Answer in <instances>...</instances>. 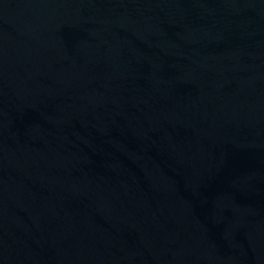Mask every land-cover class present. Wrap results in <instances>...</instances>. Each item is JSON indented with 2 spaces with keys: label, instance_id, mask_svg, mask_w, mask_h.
I'll return each mask as SVG.
<instances>
[{
  "label": "water",
  "instance_id": "95a60500",
  "mask_svg": "<svg viewBox=\"0 0 264 264\" xmlns=\"http://www.w3.org/2000/svg\"><path fill=\"white\" fill-rule=\"evenodd\" d=\"M0 264H264V0H0Z\"/></svg>",
  "mask_w": 264,
  "mask_h": 264
}]
</instances>
